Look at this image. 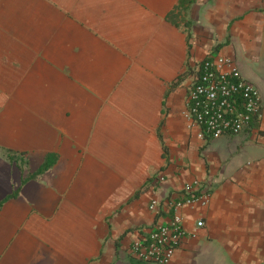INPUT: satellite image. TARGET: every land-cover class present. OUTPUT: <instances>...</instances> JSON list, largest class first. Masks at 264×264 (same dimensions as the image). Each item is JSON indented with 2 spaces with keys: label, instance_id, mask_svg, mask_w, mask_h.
I'll return each instance as SVG.
<instances>
[{
  "label": "crops",
  "instance_id": "obj_1",
  "mask_svg": "<svg viewBox=\"0 0 264 264\" xmlns=\"http://www.w3.org/2000/svg\"><path fill=\"white\" fill-rule=\"evenodd\" d=\"M217 55L264 105V0H0V264H145L150 199L192 179L169 264H264V109L204 141L183 117Z\"/></svg>",
  "mask_w": 264,
  "mask_h": 264
},
{
  "label": "built area",
  "instance_id": "obj_2",
  "mask_svg": "<svg viewBox=\"0 0 264 264\" xmlns=\"http://www.w3.org/2000/svg\"><path fill=\"white\" fill-rule=\"evenodd\" d=\"M263 109L257 90L241 77L233 61L217 55L197 65L187 88L183 117L187 129L204 141L248 132L261 120ZM163 180L159 175L155 183ZM209 198V190L200 187L197 179L184 182L175 197L151 198L147 210L158 219L130 243L129 256L141 263L169 264L182 242L195 238L203 226L197 219L187 230L182 210L205 208Z\"/></svg>",
  "mask_w": 264,
  "mask_h": 264
},
{
  "label": "trees",
  "instance_id": "obj_3",
  "mask_svg": "<svg viewBox=\"0 0 264 264\" xmlns=\"http://www.w3.org/2000/svg\"><path fill=\"white\" fill-rule=\"evenodd\" d=\"M46 167H48V160L37 170V173L44 170ZM8 197H5L4 199H7ZM4 199L0 201V204L4 201Z\"/></svg>",
  "mask_w": 264,
  "mask_h": 264
},
{
  "label": "rangeland",
  "instance_id": "obj_4",
  "mask_svg": "<svg viewBox=\"0 0 264 264\" xmlns=\"http://www.w3.org/2000/svg\"><path fill=\"white\" fill-rule=\"evenodd\" d=\"M145 264H154V263H145Z\"/></svg>",
  "mask_w": 264,
  "mask_h": 264
}]
</instances>
